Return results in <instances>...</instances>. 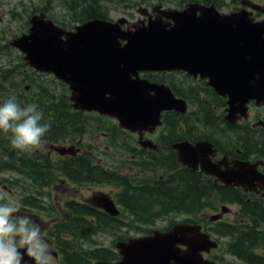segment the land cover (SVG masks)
Wrapping results in <instances>:
<instances>
[{
    "label": "water",
    "instance_id": "obj_1",
    "mask_svg": "<svg viewBox=\"0 0 264 264\" xmlns=\"http://www.w3.org/2000/svg\"><path fill=\"white\" fill-rule=\"evenodd\" d=\"M241 4L264 14V4L251 0ZM141 13L147 21L94 17L69 30L39 12L30 17L27 33L15 37L11 45L24 54L29 66L53 72L67 84L74 109L113 117L118 126L139 135L143 148H158L143 135L161 124L162 112L184 113L187 104L168 85L141 77L140 72L179 70L208 78L207 84L227 97L228 122L247 118L250 100L264 103V19L255 21L253 12L244 7L221 12L213 3L196 1L182 9L157 5L151 13L147 8ZM72 148L54 145L61 153ZM171 148L183 165L196 169L199 161L202 171L225 183L244 190H255L256 185L264 188V175L256 168L263 163L260 160H234L219 172L209 158H201L212 153L207 141H177ZM214 245L199 226L179 224L119 243L120 260L96 264H215L200 255ZM25 260L32 264L27 256Z\"/></svg>",
    "mask_w": 264,
    "mask_h": 264
},
{
    "label": "trees",
    "instance_id": "obj_2",
    "mask_svg": "<svg viewBox=\"0 0 264 264\" xmlns=\"http://www.w3.org/2000/svg\"><path fill=\"white\" fill-rule=\"evenodd\" d=\"M151 1L153 0H145L146 3ZM156 1L167 4L174 3L176 6H182L189 1H197L203 4L214 3L218 8L224 6L220 0ZM231 1L234 3L238 0ZM110 2H122L126 6H133L137 0H62V8L66 9V16L68 18H64V20L53 18V20L63 27L71 28L93 17L110 19L108 14L111 8ZM236 5H232L233 9H236ZM47 7L35 6L30 12L29 17L42 10L48 16H51L46 9ZM16 12V10L12 12L13 18H16ZM25 24L28 25L27 20ZM3 32L5 33L4 30ZM4 48L9 50L11 48L15 49L8 43L4 45ZM12 62L8 58L7 66H0V105H3L10 98H15V101L21 107H27L30 104L37 105V110L43 117L41 123L50 124V129L42 137L41 143L51 145L74 142L79 145L83 141L81 136L84 134L92 135L94 132H99V134L108 135L102 138L105 144L115 145L121 152L124 148L127 150V146L122 143L125 141L123 139L125 131L121 130L115 122L107 117L73 109L68 100V88L62 81L56 79L52 81L34 80L32 78V69L25 64L20 53L17 54V59L13 65H11ZM143 76L149 78L151 81L163 82L169 85L176 95L185 98L193 105V109L185 114L174 111L164 112L162 115V129L156 135V142L170 143L175 140L177 141L179 139L178 133L180 134L182 131H177L176 128L183 118V124L187 126L199 125L198 133L196 134L207 137H211L218 128L222 127L225 131L221 134L222 138L230 139L232 142L237 141V145L245 148V151L254 148L252 154L262 157L261 148L264 147V134L251 128L250 121L235 123L225 121L222 118L223 113L220 110L224 104L223 98L206 87L205 84L194 83L195 80L191 76L181 71L146 72ZM27 85L29 88L24 89ZM111 132L118 133L119 138L118 135H115L114 139H112L109 135ZM227 132L231 136L227 135ZM189 133V131H184V134ZM10 135V133L5 135V133L0 132V186L2 185L1 180L4 179L3 171L18 172V174H21L22 180L27 181L29 179L28 183L24 181L26 187L21 193L23 197L18 199L20 204L39 208L41 202L39 200L33 201V199H40L43 195L42 189L54 178L58 179L57 176L64 175L60 166L64 165L65 162L63 161L67 158H61L57 155V160L51 161L52 159L45 154L48 150L46 149L43 152L38 147L24 152L14 150L10 146ZM127 142L130 143V140ZM133 148L137 150L139 147L134 146ZM136 154L138 156L139 154H143V157L139 159L140 162L136 164L137 171H142L141 174L139 173L140 177L135 176L132 179H128V177L123 176L121 180L126 185H123L125 190L130 189L128 188L129 185H135V195L131 203L134 208L133 217L140 224L151 225L156 219L165 217L170 211L184 210V212H189L193 210V212H196L198 208L204 206L205 203L202 196L209 189L208 183L204 184L203 181H199L194 172L186 171L184 170L185 167L182 166L183 171L180 170L181 168L175 162L173 156L168 155L167 159L164 157L166 159L164 161L163 157L160 156L161 150L157 152L150 150L146 154L137 150ZM113 155L118 163L124 162V156ZM83 157L86 158V156L75 155L71 156L70 159H81ZM56 166L60 168H56ZM77 172L83 175L85 173L84 166L79 165ZM152 172L156 177L154 178V184L150 186L147 184V176L144 174L149 173L151 175ZM10 175L8 177L10 179L9 183L12 186H17V174L12 173ZM19 186V191H21L23 186L21 183ZM28 189L30 191H27ZM32 191L34 195L31 194ZM248 209L249 207H247ZM59 229L57 226L55 230L56 237H58ZM250 229L254 231V227H250ZM146 231H149V229L146 228ZM249 241L254 242L255 238L252 237ZM244 247L245 245L238 246V248ZM80 251L81 249L79 248L71 249L70 252H67V254H64L60 258L59 264H91L95 255L97 258L101 256V254L96 253L98 250L88 252L83 249V252ZM91 253H94V256L90 255Z\"/></svg>",
    "mask_w": 264,
    "mask_h": 264
},
{
    "label": "flooded vegetation",
    "instance_id": "obj_3",
    "mask_svg": "<svg viewBox=\"0 0 264 264\" xmlns=\"http://www.w3.org/2000/svg\"><path fill=\"white\" fill-rule=\"evenodd\" d=\"M255 17L257 19L264 18L263 15ZM194 80V83L205 84L206 87L210 88L207 85V81L199 78ZM223 100L224 104L220 110L223 113L222 118L227 121L225 119V98ZM249 104V117L239 119L236 122L250 121L251 128L264 134V105L257 106V112L252 113L253 101ZM183 120V118L180 120V124L176 128L177 131H182L180 134L178 133L179 139L177 141L188 140L192 144L198 141L210 143L212 153L201 158L203 160L209 158L216 165V169L219 172L231 166L234 160L250 162L260 160L263 163H259L256 168L258 172L264 175V147H260L262 157L255 156L252 154L254 148L245 151V148L237 145V141L232 142L230 139L222 138L221 134L225 132L224 128H218L211 137H207L196 134L198 133L199 125L187 126L183 124ZM225 126L227 127V125ZM161 129V127H158L155 132L145 133L143 137H150L155 141L156 135ZM184 131H189L190 133L184 134ZM98 135L100 138L98 137L95 140L96 142L82 141L79 145L75 143L76 145H74L79 148V151L76 150L70 157L81 155L86 156L87 159L84 157L81 159H70L69 156V158L61 157L67 158L63 161L65 162L64 165L60 166L66 177L64 175L57 176L58 180L65 182L66 185L68 182L77 190L83 187L88 188L90 190L89 195L85 197L82 194L79 196L70 194L71 196L65 200V202H68V208L67 210H62V217L54 213L51 215L52 211L49 210L50 219L47 222L39 220V215L35 212L37 209L43 211L45 208L41 199H39L41 202L39 208L34 206L20 207L19 215L29 216L39 225L48 247L53 249L52 255L54 258L62 257L74 248L88 250L89 247H83L82 245L98 241L96 236H99V233L97 232H103L104 230L114 236L112 245L110 247H95L93 250H98L96 253L101 254L99 258L96 255L94 256L95 252L90 255L94 256V262H116L121 259V254L117 247L119 243L127 242L134 237L151 235L153 230L165 232L175 225L189 224L199 226L200 232L207 235L209 240L215 242L214 246H207L200 252L202 259L212 261L215 264H264L263 186L256 185L255 190H244L240 185L225 183L219 176L205 173L202 171L201 162L199 161L196 169L183 165L177 159V151L171 148V145L177 142L176 140L170 143H158L155 141L158 145L157 149L143 148L138 143V135L136 133L125 132L123 135L125 141L122 143L127 146V150L124 148L121 152L115 145H107L103 142L102 138L107 134L98 133ZM109 135L112 139H114L115 135H118L119 138L118 133L111 132ZM227 135L231 136L229 132H227ZM128 140H130V143L127 142ZM134 146L139 147L137 149L138 152H144L145 154L150 150L156 152L161 150L160 156L163 157L164 161H166L168 155L173 156L175 162L181 168L180 170L183 171L182 167H185L184 170L194 172L199 181H203L204 184L208 183L209 189L202 196L205 203L204 206L198 208L196 212H193V210L189 212H184V210L170 211L165 217L156 219L151 225H143L135 220L133 217L134 208L131 203L135 195V185L132 186L133 184H131L128 186L130 189L127 188L128 190H125L123 186L125 184L121 180L123 176L128 177V179H132L135 176L140 177L136 164L140 162L139 159L143 157V154H139V157L136 154L137 150L133 148ZM47 152L45 154L52 159L51 161L57 160V154H49ZM113 154L124 156V162L118 163ZM200 154L201 150L196 153L197 156H200ZM224 162H227V165ZM79 165L84 166L85 173L83 175L77 172ZM60 167L56 166V168ZM144 175L148 177L146 179L147 184L152 186L155 179L149 173ZM4 180L5 182H10L5 177ZM21 181L23 182L21 183ZM24 181L27 182L22 180L20 174L18 177L19 183H17L18 187L20 183L23 186L21 191H19L20 194L26 187ZM1 186L3 189L8 190L5 184ZM27 191H30V189ZM31 194L34 195V192L32 191ZM62 196L64 197V193ZM247 207H249L248 210ZM173 216H181L182 218L176 220ZM61 219L64 220L65 225H72L73 231H58V237H56L55 230L57 225L61 224ZM159 221H167V223L163 226H157L156 224ZM250 227H254V231ZM146 228L149 231H146ZM130 232L140 234L134 236ZM252 237L255 238L254 242L249 241ZM243 245H245L244 248H238V246ZM179 246L181 249H185L184 245Z\"/></svg>",
    "mask_w": 264,
    "mask_h": 264
},
{
    "label": "rangeland",
    "instance_id": "obj_4",
    "mask_svg": "<svg viewBox=\"0 0 264 264\" xmlns=\"http://www.w3.org/2000/svg\"><path fill=\"white\" fill-rule=\"evenodd\" d=\"M61 1L62 0H0V66H3V67L7 66L8 58L10 59V62L13 61L11 65L15 63V60L17 59V54H19V51L16 49H12V48L10 50L5 49L4 45H6L7 43L11 45V41L15 38L14 35L16 34L20 35L24 32H27L28 25L25 24V21L27 20L28 22L29 14L35 6L36 7L48 6L46 9L51 14V16L47 15L46 17L49 19L57 18L59 20H64V18H68L66 16L67 11L65 8H62ZM114 1H117V0H114ZM220 1L224 4V6H222L220 10L222 12H227L231 9V6H227V5L236 4L238 3L239 0L234 3H232L231 0H220ZM253 1L262 3V4L264 3V0H253ZM187 3L188 2L184 3L182 6H176L174 3H169V4L159 3L156 0H153L149 3H146L145 0H137V2L133 4V6H126L122 2H119V3L110 2L111 8L108 14L111 19L117 20L118 18L123 17L127 20L126 23H133V22H136L138 19H145V16L142 15L141 13V10L145 8H147V10L151 13L152 7H155L157 5H161L162 7H165V8L182 9ZM14 10L17 11L16 18H13L14 16L12 12H14ZM145 21L147 20L145 19ZM3 30L5 31V33L3 32ZM11 47H13V45H11ZM36 76H37L36 80L38 81H52L53 79L52 75L45 74V73L44 75L36 74ZM191 109H193V105L189 104V110L191 111ZM251 112L255 113L257 112V109L255 107H252ZM98 133L99 132H94L92 133V135L84 134L83 136H81V139L83 141L96 142L95 140H97L99 137ZM74 144H75L74 142L64 143V145H67V147L73 146V149L77 147L75 146L76 144L75 145ZM39 147L44 151L46 150L45 143H41ZM47 150H48L47 153L49 154L57 153L56 151L52 149L49 150V148ZM77 151H79L78 147H77ZM59 154L65 155L68 153L59 152ZM8 172L14 173V171H8ZM141 172L142 171H139L140 174ZM151 176L153 178L156 177V175L153 172L151 173ZM55 179L56 178L50 181L49 184L42 189L43 195L41 196L40 199L42 200L45 208L43 209V211L38 210V209L37 211H35L39 215V220H42L45 222H47L50 219V215L48 214L49 210L52 211L51 215H53L52 213H54L55 215L62 217V213H63L62 210L63 209L67 210L68 208V202L67 201L65 202L67 197L71 195L79 196L80 194L86 197V195H89L90 193V190L86 187H83L82 189L77 190L73 188L72 185L69 184L68 182L66 185L65 182H61L60 180L58 179L55 180ZM146 179H148V177ZM1 181H2V184L6 185L8 190L3 189L2 186H0V192H2L1 190H3L5 191L4 193L7 194L10 198L18 200V198L21 196L20 193H18V191L20 190V186L18 189L17 187L12 186L10 183L5 182L4 179ZM22 182L23 181H21V183ZM63 193H64V197L62 196ZM33 201H37V198H34ZM173 218L176 220H179L182 217L173 216ZM166 223L167 221H159L156 225L163 226V225H166ZM57 226L58 228H60L59 232L63 230L68 231V232L73 231V226L70 224L65 225L64 220L62 219H61V224ZM97 233H99L98 234L99 236H96V239H98V241L91 242V243H85L82 245L83 247H89L87 250L88 252L93 251L95 247H110L112 245V240L114 238L113 235H110L107 232H104V230L103 232L98 231ZM130 234L135 236L140 233L130 232ZM49 251L51 252V255H52L53 249L49 247ZM80 252H83V250H81ZM59 259L60 257L54 258L53 264H59Z\"/></svg>",
    "mask_w": 264,
    "mask_h": 264
},
{
    "label": "clouds",
    "instance_id": "obj_5",
    "mask_svg": "<svg viewBox=\"0 0 264 264\" xmlns=\"http://www.w3.org/2000/svg\"><path fill=\"white\" fill-rule=\"evenodd\" d=\"M37 105L21 107L15 98L0 105V132L10 135V146L21 152L37 148L50 124L41 123ZM20 201L0 192V264H53L54 257L41 228L31 217L19 215Z\"/></svg>",
    "mask_w": 264,
    "mask_h": 264
},
{
    "label": "bare ground",
    "instance_id": "obj_6",
    "mask_svg": "<svg viewBox=\"0 0 264 264\" xmlns=\"http://www.w3.org/2000/svg\"><path fill=\"white\" fill-rule=\"evenodd\" d=\"M6 135V134H5ZM27 194V193H26ZM105 232V231H104ZM110 236V235H109Z\"/></svg>",
    "mask_w": 264,
    "mask_h": 264
}]
</instances>
